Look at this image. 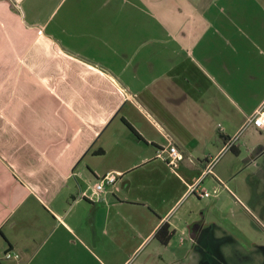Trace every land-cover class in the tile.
Returning <instances> with one entry per match:
<instances>
[{
    "label": "crops",
    "instance_id": "obj_1",
    "mask_svg": "<svg viewBox=\"0 0 264 264\" xmlns=\"http://www.w3.org/2000/svg\"><path fill=\"white\" fill-rule=\"evenodd\" d=\"M259 108L264 0H0V264H126L195 239L226 162L210 196L190 188L230 137L223 156L252 151Z\"/></svg>",
    "mask_w": 264,
    "mask_h": 264
},
{
    "label": "rangeland",
    "instance_id": "obj_2",
    "mask_svg": "<svg viewBox=\"0 0 264 264\" xmlns=\"http://www.w3.org/2000/svg\"><path fill=\"white\" fill-rule=\"evenodd\" d=\"M244 145L242 156L230 160L231 152L219 159L229 168L219 201L210 208L197 201L200 235L185 242L175 237L162 258L151 254L154 244L144 246L126 264H264V130L254 134L252 159Z\"/></svg>",
    "mask_w": 264,
    "mask_h": 264
},
{
    "label": "built area",
    "instance_id": "obj_3",
    "mask_svg": "<svg viewBox=\"0 0 264 264\" xmlns=\"http://www.w3.org/2000/svg\"><path fill=\"white\" fill-rule=\"evenodd\" d=\"M249 122L253 123L258 128H264V109L259 108L258 110H256ZM239 135L227 139L219 155L214 158L211 157L208 160L207 166L203 170L202 177L199 179L198 182H196L191 186L190 193H195L200 197H208L211 195V193L202 186L203 178L213 172V168L215 164L217 163V161H219L220 157L226 151L232 150L234 148L239 138ZM158 156L164 158L172 168H178L179 161L183 157V153L176 144L170 143L167 148L159 150ZM118 180H119V174L117 172H108L95 183L94 189L96 191H102L108 185H115L118 182ZM5 258L19 259L20 254L17 252H7L5 254Z\"/></svg>",
    "mask_w": 264,
    "mask_h": 264
},
{
    "label": "trees",
    "instance_id": "obj_4",
    "mask_svg": "<svg viewBox=\"0 0 264 264\" xmlns=\"http://www.w3.org/2000/svg\"><path fill=\"white\" fill-rule=\"evenodd\" d=\"M135 132V130H134ZM136 134V132H135ZM175 231L171 228L170 224L165 222L163 223L160 228L156 232V238L162 243V244H168L172 237L174 236Z\"/></svg>",
    "mask_w": 264,
    "mask_h": 264
}]
</instances>
